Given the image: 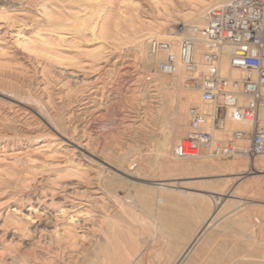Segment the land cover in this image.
I'll use <instances>...</instances> for the list:
<instances>
[{
  "label": "rangeland",
  "instance_id": "obj_1",
  "mask_svg": "<svg viewBox=\"0 0 264 264\" xmlns=\"http://www.w3.org/2000/svg\"><path fill=\"white\" fill-rule=\"evenodd\" d=\"M2 1L14 3L15 5L10 7L8 12H10V14L20 12V15H18L15 20L11 22L0 20V44L3 45L5 49L10 51V55L14 53V57H12L13 61L9 62V64L4 61H0V87L5 86L4 88H7V86L10 85L9 83H11L12 86H14L16 83L15 85L18 84L19 86H14L16 88L12 87L15 90H17L19 87L22 89L23 87L22 90L24 91L20 89L21 92L24 93L29 90L30 92L28 91L26 93H30L31 96L35 97V99H39L40 96L43 98V96H46L47 93L45 94V92L42 90L43 86L41 85L42 82L40 81L43 79H41V76H39L41 75L39 70L40 66L35 60L28 59L25 61V59L21 58V54L18 53L22 51V46L17 43V39L19 37L18 34L20 32L22 35H33L36 30L41 28V24L36 23L37 18L41 19V17H43V13L40 9V0ZM136 1H138L139 4L138 14L141 16V21L143 20L142 22L146 23V21L153 22L156 20H161V17L164 16L163 6L157 0ZM179 4L180 2L178 3V1H175V3H172L169 6L170 9H168V11L177 12V9L181 8L180 5L182 6V4ZM67 5L75 6L72 3H67ZM63 9L66 13L70 12L68 8ZM183 23L184 22L182 21H178L174 24L172 22L171 26L175 29H178L181 25H183ZM65 36L70 37V34H65ZM88 45L90 47H96L98 43H89ZM114 55H116V59H118L119 62L116 63L114 70L112 68V70H107V72H104L103 76H101L102 78L99 79V81H96L98 77L97 71L86 66V63L88 62L84 63L85 67L87 68L76 67L73 65L67 67L53 66L54 68L51 69L52 73L49 75L51 78L49 93L52 94V103L49 105L51 109L50 107L48 108L50 112L52 110L51 114L56 116L57 119L61 120L62 124L64 125V130L73 134L74 137L77 135L76 137L78 138L84 133L87 135L88 131L85 130V124L89 122L92 128L95 130L92 132V141L96 139L92 142L93 145L100 150L103 156L108 157V162L114 165V162H116L115 166L121 167L122 169H120L122 172H119L120 175H116V178L113 177L112 179L109 177L110 174L108 171L105 170V173H102L101 175H104V178H101L99 175L92 174L90 176L85 175L82 178L78 176H67L66 179L64 177V179L61 178L60 180L58 179V181L51 180L57 176L55 171L59 167L64 168L65 165L70 163H65V157L61 154H54L53 156L38 155V165H42L43 162L46 163V166L39 168L43 174L41 172L39 175H37V177L41 178L42 176L46 178L39 182H37V178L36 181L33 178L31 179V182L27 181L24 183L23 179L25 176H27V167L20 168L14 166L13 168L15 174L11 175V171H7L11 167V160H8L9 163L7 161L0 162V167H2L0 168V245H2L0 246V250L2 248V251H0V264H101L105 263L103 256L126 255V251H130L133 257H137V264H174L176 259L180 256L185 245H187L191 238L194 237L198 231V228H200L203 223L195 216V205L188 199L186 195L181 193V190L193 192H201L200 190L202 189L214 190V182L221 180H228L226 186H224L226 193L230 189L237 186H244L240 193L241 206L234 212L221 219L218 224L212 226L209 229L208 234H206L203 241L195 249V253L193 252L185 264H264V172L253 173L258 170V168L253 166V161H255V159H259V156L254 159L247 157V171H249L250 174L245 178H243L241 175H238L236 173L237 171H235V173L231 171L220 172L214 170L213 168L203 167L194 168L190 172L184 174H170L165 172V161L163 162V157L157 154L159 152L158 147H160L162 144L161 142L165 139V131L168 133L171 126L174 106L178 103L185 102L184 95H178L179 90L176 91V95H167L164 97L160 94L159 89L154 86L155 82L152 81V78L155 76H162V73L158 71L156 61L149 60L147 52L143 55V57L136 56L133 47L131 45H125L114 51ZM84 61H88V58L85 57ZM34 64L36 66H34ZM122 65L127 66L126 71L120 68ZM66 68L69 69L65 70ZM62 69H64V71ZM72 69L75 70V76L73 74V76H70L68 80L70 81L73 89L70 92H67L66 89L65 92L62 93V90H64V80L68 77L66 75V71L71 72ZM24 75H26V77H24ZM14 76L17 77L15 78ZM29 76L32 77V79H29ZM36 85H40V87H37ZM95 85L98 86L101 93L106 94L103 96V98L108 97L107 94L110 90L114 94L109 95L108 98H111L110 101H107V99L103 101V108L99 109L97 112V118H93L91 115H89V111H86V109H84V105H81L84 101L83 99L87 98L88 95H91V92L96 88ZM66 87L67 86L64 88ZM8 88L10 89L11 85ZM197 94L199 98V93ZM10 97H12V95H10ZM63 97L66 99H63ZM4 99L8 100L7 98ZM161 101L163 102V105L161 106V112H159L156 106L159 105L158 103ZM110 103L114 106H111ZM191 105H201V101L196 99L194 100L193 104L185 105V113H187ZM90 109H93V107ZM53 111L57 112V114H55ZM45 117L46 116H43L42 119L40 118L41 121L44 120L41 122L42 124L49 123ZM187 125L188 120L186 121L184 133L179 139H182L186 134L188 129ZM72 131L74 133H72ZM175 144L176 143L172 145L170 150V160L173 159L172 161H174V157L172 156H174L173 150ZM125 152L127 154V158L123 160L125 162L117 161V156L122 155ZM159 156L162 158L160 159ZM238 158V156L231 158L212 157L210 159H197V161L200 162L203 160H212V162L216 163H226V161L227 163H231ZM97 176L100 180H102L100 181ZM94 177L95 180H93ZM227 177L228 179H226ZM164 179H172L171 181H175L177 185H181L183 187H173L176 191L165 196L168 199V202L170 201L169 206L161 207L157 203L158 198L156 199L153 193V190L155 189L152 187V185L153 183L164 182ZM200 179H206L208 182L207 186L203 184L205 181H201ZM99 181L100 183H98ZM248 181H250V183L245 185ZM77 182L80 183L79 188H74L73 184ZM53 183L61 186H56ZM66 185L68 188H66ZM63 187L64 189H62ZM71 191L74 193V195L71 193ZM133 191H135L134 195ZM94 194L95 196H92ZM111 196L112 199L114 197V199L117 200L118 198V201H121L117 202L120 206L123 204V206H121L123 209H119L121 207L118 206L116 200L113 201L111 199ZM143 196H145V199ZM217 197H219V195H217ZM129 200H131V202ZM31 203L37 204L38 208L40 206V211L37 214H34L35 217L33 220L29 219L28 223L25 225H27V227L30 226L32 231L35 229L34 224L40 220L39 222H49L52 227L47 228L43 224L39 226L35 234L32 233L33 231L28 233L25 229H23V225L13 223V220H11L9 217L11 216L10 211H13L11 209L19 207L20 211H18L17 214L22 215L27 213V207H32L30 205ZM138 203L140 204L138 205ZM146 204H149V207H147ZM58 205L63 206L66 209L69 207L68 211L71 212V214L78 212L81 215L78 224V226H80H77L76 228V232L78 233L77 236L79 237H76L77 239L75 238L73 243H69L70 241L67 240H60L58 237H55L57 240L54 238L57 243L54 239H52L53 244L49 243L50 241L52 242V240L50 237L48 238L49 232L47 233V231L54 229L56 225H58V227L65 225L64 220L61 219V217H57V214L59 215L61 213L54 212L53 210L57 209ZM156 206L158 212L156 211ZM216 207L217 204L214 206L211 204V206L208 208V214L212 213ZM124 212H126L127 215ZM109 215L122 219V227L116 231H119L118 237L114 236L115 231L112 230L110 223H108L107 218H105ZM176 219L178 222H176ZM179 219H181L180 221L182 222H180ZM158 221L160 225L158 224ZM167 223L170 224L167 225ZM15 229L18 231L16 232ZM129 231H131L132 234L128 235ZM250 232L255 234V241L248 239L247 235ZM36 235H39L40 237H37ZM33 237L36 241L38 240L37 243ZM19 244H21L19 246L20 248L17 249L16 247H18L17 245ZM107 244L114 249L112 251L109 250L107 252H101V248L105 245L107 246ZM175 244H177V246ZM23 246H25L26 250L28 251L26 252L27 254L24 253L25 251L23 250H25V248ZM10 247H14L15 250ZM30 247L31 249H29ZM30 250H33V252L29 253L31 252ZM12 257H16V260L14 261V258ZM17 259L19 260L17 261Z\"/></svg>",
  "mask_w": 264,
  "mask_h": 264
},
{
  "label": "bare ground",
  "instance_id": "obj_2",
  "mask_svg": "<svg viewBox=\"0 0 264 264\" xmlns=\"http://www.w3.org/2000/svg\"><path fill=\"white\" fill-rule=\"evenodd\" d=\"M34 1H36V0H34ZM157 1L159 3H161L163 6V10H164L163 15L164 16L161 17V20L155 19L156 21H153V22L152 21H150V22L146 21V23H144V22H142L143 20L141 21V16L138 14L139 4H138V1H136V0H40V4H41L40 9L43 13V17H41V19L37 18L36 23L41 24V26H40L41 28L36 30V32L33 35H26V34L22 35V33L20 32L18 34L19 37L17 39V43L22 46V51L20 50L21 52L18 53V54H21L20 55L21 58L25 59V61L28 59L35 60L38 63V65L40 66V69L39 68L38 69L40 70L41 75H39V76H41V79H43V80H41V81L39 80V81L42 82V84H41L43 86V87L41 86L42 90L45 92V94L46 93L47 94H46V96H43V98L40 96L39 99H37V98L35 99V97L31 96L30 93H26L29 90H27V91L25 90L26 92H24V93L21 92L23 87H22V89H21V87H19V88H17V90H15L14 88H16V87H14V86L18 85V84L15 85L16 83L15 84L13 83L14 86H12V84L9 83L11 85V88L14 87L12 89L8 88L10 86L9 84H8L9 86H7V88H4L5 86L0 87V95L2 96V97L0 96V162H3V161L8 162V160H11V167L8 170L5 168L7 171H11V175L15 174V171L13 168L14 166L20 167V168L27 167L28 171H27V176H25L23 179L24 183L27 181L31 182V179H33V178L35 179V181L37 178V182L42 181L46 177L41 176V178H38L37 175H39L42 172L39 170V168H41L42 166H46L45 165L46 163L42 162V165H38L37 156L38 155L53 156L54 154H56V155L61 154L62 156L65 157V163H70V164L65 165L64 168L59 167L55 171L57 173V176L51 180H57L58 181V179L59 180L61 178L64 179V177L66 179L67 176H69V177L70 176H78L81 178L85 175L90 176L92 174L101 176L102 173H105L104 172L105 170L108 171V173L110 174L109 177L111 179L113 177L116 178V175L117 176L120 175L119 172H122V170H121L122 168L115 166L116 162H114L115 165L108 162V157L103 156L101 154L100 150L96 146L93 145L92 142L96 139H94L92 141V136H93L92 132L95 130H94V128H92V126L89 122L88 123L85 122V123H87V124H85L86 125L85 130L88 131L87 135H86V133H84L83 135H81L80 137L77 138L76 137L77 135L74 137L73 134L65 131L64 125L62 124L61 120L57 119L56 116L51 114L52 110L50 112L49 108H48V107H50L49 105L52 103V96H51L52 94L49 93V88H50L49 86L51 83V78L49 75L52 73L51 69L54 68L53 66H60V67L66 66L67 67V66L73 65L76 67H85L84 63L88 62V63H86L87 64L86 66L90 67V69L92 68V70L97 71L98 77H97L96 81H99V79L102 78L101 76H103L104 72H107V70H112V68L114 70L116 63L119 62V60L116 59V55H114V51L119 49L121 46H125V45H131L133 47V49L135 50L136 56H142L143 57V55L147 52L149 60L157 61L158 59H163L166 56V53H160L156 57L149 56V54H148V42L151 39L166 40V41L170 42L172 45L171 51L175 54H178L179 53V47H180L179 46L180 41L184 37L192 35L191 27L196 26L198 28H203L206 25L209 10L212 7L220 6V5L229 3L231 0H157ZM175 1L176 2L178 1V3L180 2V4H182V6L179 4L181 8L177 9V12H169L168 11V9H170L169 6L172 3H175ZM67 3H69V4L72 3L75 6H72V5L68 6ZM14 5H15L14 3H10L7 1L5 2V1L0 0V6H1V8H0L1 9L0 10V20H5L7 22H11V21H14L18 15H20V12L19 13H12V14H10V12H8L10 7H12ZM63 8H68L70 10V12L66 13ZM20 10H22V9H20ZM22 14H24V13H22ZM178 21L184 22L183 24L185 25V27H183L181 29L180 28L175 29L174 27L171 26L172 22L174 24ZM21 29H23V28H21ZM65 31H67V32H65ZM65 34H70V37H66ZM198 38L200 40L202 39L199 35H198ZM89 43H98V45L96 47H90L88 45ZM204 50H205L204 45H203L202 41H200V43L196 49L195 58L197 61H199V62L201 61L202 53ZM229 51H230V48L225 47L224 48V55L229 53ZM10 54H11L10 51L5 49V47L0 44V61H4L8 64H9V62H12L13 61L12 57H14L13 56L14 53L12 55H10ZM85 57L88 58V61H84ZM16 58L19 59L18 57H16ZM27 62H29V61H27ZM141 64H142V62H141ZM27 65H29V64H27ZM10 66H13V65H10ZM34 66H36V65L34 64ZM126 67L127 66H125V65L120 66V68L122 70H125V71L127 70ZM85 68H87V67H85ZM68 69L69 68H66L65 70H68ZM62 70L64 71V69H62ZM221 71L223 74L228 75L232 78H239L241 76V72L239 70L232 69L230 67L229 61H228L226 56H224L222 61H221ZM66 73H67L66 75L68 77L66 76L67 78L65 77L66 79L65 80L63 79L64 80V83H63V89L64 90H62V93L65 92L66 89H67L66 90L67 92H70L73 89L68 78L70 76H73V74L75 76V70L72 69L71 72L66 71ZM24 77H26V75H24ZM24 77H21V78H24ZM168 78H169V80H168ZM188 78L190 79V75L182 67H179V70L173 75H167V74L162 73V76H155L152 78V81L155 82L154 86H156L159 89L160 94L163 95L164 97L167 95H176V91L179 90L178 95H184V98H185L184 103H178L174 106V113H173L171 126L169 128L168 133H166L167 131H165V133H164L165 136L163 134L165 139L161 142L162 144L160 145V147H158L159 152L157 151L158 152L157 154H159L163 157L162 158L159 156L160 159L161 158L163 159V162L165 161V163H164L165 172L170 173V174L171 173H173V174H184V173L190 172L194 168L203 167V168H213L214 170L220 171V172L231 171V172L235 173V171H237L236 173L238 175H241L243 178L247 177L250 174V172L247 171L248 161L246 159L248 156H246L244 154L236 155V157L238 156L239 158L236 159L235 161L231 162V163H227V161H226V163H221V162L216 163V162H212V160H203V161L199 162V161H197V159H191V160L178 159L172 155L171 156L174 157V161H172L173 160L172 158H171L172 160H170V150L172 148V145L174 143L177 144L181 140L179 138L184 133L186 121L188 120V111H187V113L184 112L185 105L193 104L194 100H196V99L201 101L200 95L198 98V94H197L199 92L192 85V81L189 80L190 84L189 85L186 84V80ZM29 79H32V77H30ZM100 82L102 83L101 80H100ZM52 83H53V81H52ZM183 83H184V85H183ZM5 84H6V82H5ZM91 85H93V84H91ZM65 86H67V87L64 88ZM37 87H40V85ZM95 87L96 88L91 92V95H88L87 98L83 99L84 101L81 104V105H84V109H86V111L88 110L89 115H91L93 118L98 117L97 112L99 111V109L103 108L102 107V104H104L103 101H105V99H107V101H110L111 98H108V97H109V95L113 94V92H111V90H110L107 94L108 97L103 98V96H105L106 94L101 93V91L97 85H95ZM24 89H26V88H24ZM117 90H119V89H117ZM22 91H24V90H22ZM37 93H38V90H37ZM99 94H101V95H99ZM7 95H9V96H7ZM10 95H12V97H10ZM4 98H7L10 101H8ZM64 98L65 97H63V99ZM160 100H161V98H160ZM58 102H61V101H58ZM113 102H115V101H113ZM63 103H65V102H63ZM158 104L159 105H157L156 107H157L158 111L161 112V108H162L161 106L163 105V102L161 101ZM201 105H202V101H201ZM201 105H198V106H201ZM51 106H53V105H51ZM111 106H114V105L111 104ZM191 106H193V105H191ZM91 107H93V109H90ZM61 108H63V107H61ZM108 108H110V107H108ZM50 109H51V107H50ZM68 109H70V108H68ZM53 110H55V109H53ZM82 110H83V108H82ZM54 113L57 114V112H54ZM107 113H110V112H107ZM259 115H260L261 121L264 122V104L260 108ZM43 116H46L45 118H47V121H49V123H46V124L41 123L42 121H44V120H42V121L40 120V118L42 119ZM90 121H92V120H90ZM228 125L230 126V128H232V127H234V128H247L248 127V124L243 123V122H238V121H235L233 119H230L228 121ZM67 129H69V128H67ZM163 132H164V130H163ZM72 133H74V132L72 131ZM99 137H101V136H99ZM161 139H163V138H161ZM96 145H97V143H96ZM109 148H111V147H109ZM126 158H127V154L125 152L122 155L117 156V161L122 162ZM204 158L210 159L212 157L205 155V156L198 158V159H204ZM47 159H49V158H47ZM123 162H125V161H123ZM253 166L255 168H258V170L253 172V173L264 172V155L259 156V159H257V160L255 159V161H253ZM0 168H2V167H0ZM125 168H126V165H125ZM130 169H132V168H130ZM129 171H131V170H129ZM42 174H43V172H42ZM126 175H127V173H126ZM220 175H224V174H220ZM103 176H101V178ZM201 177H207V176H201ZM97 178H98V176H97ZM91 179H93V178H91ZM226 179H228V177ZM93 180H95V177ZM171 180L172 179H170V180L164 179V182L153 183L154 186L152 185V187H154V189H155V190H153L154 191L153 193H154L156 199L158 198L157 203L161 207L169 206L170 201L168 202V199L165 196L169 193L172 194V192L176 191L173 187H180L181 186V185H177L175 181H171ZM200 180L205 181L203 184L205 186H207L208 182L206 179H200ZM100 181L98 183H100ZM227 181L221 180V181L214 182V184H213L214 190L202 189V190H200L201 192L181 190V193L186 195L188 197V199L195 205V210H196L195 216L197 219L201 220L203 223H202L201 227L198 228V231L196 232L194 237H192L191 240L189 241V243L187 245H185L180 256L176 259L174 264H185L187 262V260L191 257V255L193 254V252L195 251L197 246L203 241L206 234H208L209 229L212 226L218 224V222L221 219L226 217L228 214L234 212L237 208H239L241 206V204H240L241 203L240 193H241V189L244 186H237L235 188L230 189L226 193L224 190V186H226ZM55 183H56V181H55ZM249 183H250V181L246 182L245 185H247ZM53 184H52V186H53ZM46 185H48V184H46ZM54 185L61 186L58 184H54ZM79 185H80V183L77 182V183L73 184V187L79 188ZM143 185H145V184H143ZM66 186H64V187H66ZM85 186H87V185H85ZM64 187L62 189H64ZM181 187H183V186H181ZM55 188H57V187H55ZM66 188H68V186ZM147 188H148V186H147ZM62 189H61V191H62ZM72 191H71V193L74 192V191L73 192ZM106 191H108V190H106ZM134 192L135 191H133V195H134ZM110 194H109V197H110ZM69 195H70V191H69ZM73 195H74V193H73ZM217 195H219V197H217ZM92 196H95V194ZM112 196H111V199H112ZM96 197H97V195H96ZM9 198H7V199H9ZM143 198L145 199V196H143ZM112 200L114 201L116 199H114V197H113ZM26 201H28V200H26ZM117 201H118V198H117L116 202ZM129 201L131 202V200H129ZM3 202H5V201H3ZM118 202H121V201H118ZM100 204H101V202H100ZM139 204L140 203H138V205ZM211 204L213 206L217 204V207L212 213L208 214V208L211 206ZM30 205L32 207H29V208L27 207V209H28L27 213H24L22 215L17 214V212L20 211L19 207L14 208V209L10 208L13 211L9 210L11 212V214H10L11 216H9V217L11 218V220H13V223L23 225V229H25L28 233H31L32 231H33L32 233H35L36 230H38L39 226H41L43 224L47 228L52 227V225L49 222H45V221L39 222L40 221L39 220L36 224H34L35 229H33L31 231L30 226L27 227V225H25V224L28 223L29 219L33 220V218L35 217L34 214H37L40 211L39 210L40 206L38 208L37 204L31 203ZM118 206L121 207V206H123V204L120 206L118 203ZM146 206L149 207V204H146ZM178 206H180V205H178ZM50 207H51V205H50ZM43 208H44V206H43ZM68 209H69V207L66 209L63 206H59V205H58L57 209H53L54 212H60L61 213L59 215L57 214V217H61V219L64 220L65 225H63L62 227H58V225H56L54 229H50V231H47V233L49 232V235L47 234L48 238L50 237L51 240L54 239L55 237H58L60 240H63V241L67 240V241H70L69 243H71V242L73 243V240L76 237H79V236H77L78 233L76 232V228L79 224L81 215L78 212L71 214V212H69ZM119 209H123V207H121ZM21 210H22V208H21ZM42 210H44V209H42ZM156 211H157V206H156ZM124 213L127 215L126 212H124ZM86 214H88V213H86ZM105 218H107V222L110 223L112 230L115 231L114 236L118 237L119 231L118 232H116V231H117V229L122 227L121 226L122 219H120L116 216H111V215H109L108 217H105ZM7 220H9V219H7ZM180 220L181 219H179V221ZM60 221H62V220H60ZM176 222H178L177 219H176ZM180 222H182V221H180ZM158 224L160 225L159 221H158ZM168 224H170V223H167V225ZM16 228H18V227H16ZM165 229H166V227H165ZM13 230H14V228H13ZM17 231L18 230H16V232ZM20 232H22V231H20ZM130 234H132L131 231L128 232V235H130ZM24 235H25V233H24ZM170 236H171V234H170ZM12 237H13V235H12ZM247 237L251 241L256 240V236L253 232H250L247 235ZM29 238H31V237H29ZM26 239H28V238H26ZM33 239H34V237H33ZM56 240H55V242H56ZM23 241H25V240H23ZM37 241H36V243H37ZM43 241H44V239H43ZM163 241H164V239H163ZM11 243H12V241H11ZM11 243H9V244L12 245ZM15 243H17V242H15ZM21 243H23V242H21ZM49 243L53 244V240H52V242L50 241ZM60 243H61V241H60ZM10 245H8V246H10ZM15 245H13V246H15ZM20 245L21 244L17 245L18 247H16V248L17 249L20 248L19 247ZM175 245L177 246V244H175ZM0 246H2V245H0ZM23 247L25 248V246H23ZM152 247H154V246H152ZM4 248H6V247H4ZM10 248L14 249V247H10ZM29 249H31V247ZM113 249H114L113 247H110L107 244V246L105 245L104 247L101 248V252H107L109 250L112 251ZM171 249H172V247H171ZM78 250H79V248H78ZM0 251H2V248ZM17 251H19V250H17ZM23 251H25L24 253L28 252L26 250V248ZM60 251H61V249H60ZM32 252H33V250L29 253H32ZM126 252H127L126 255H121V256H119V255L118 256H111V255L103 256L105 263H101V264H137L138 263L137 257H133V255L130 251H126ZM13 254H14V252H13ZM159 255H160V253H159ZM159 255H158V257H159ZM17 257H19V256H17ZM12 258H14V257H12ZM21 258H22V256H21ZM132 258H133V260H132ZM160 259H161V257H160ZM15 260H16V257L14 258V261ZM18 260L19 259H17V261ZM97 264H100V263H97Z\"/></svg>",
  "mask_w": 264,
  "mask_h": 264
},
{
  "label": "built area",
  "instance_id": "obj_3",
  "mask_svg": "<svg viewBox=\"0 0 264 264\" xmlns=\"http://www.w3.org/2000/svg\"><path fill=\"white\" fill-rule=\"evenodd\" d=\"M191 31L180 41L178 54L166 40L148 42L149 56L166 53L156 61L158 71L173 75L182 67L190 75L186 84L192 81L202 101L188 109V129L175 145L174 156L191 160L264 155V122L259 115L264 104V0H231L212 7L206 25L192 26ZM200 41L205 50L199 62L195 56ZM225 47L230 48L226 55ZM224 56L241 72L239 78L222 73ZM230 119L248 127L230 128Z\"/></svg>",
  "mask_w": 264,
  "mask_h": 264
}]
</instances>
